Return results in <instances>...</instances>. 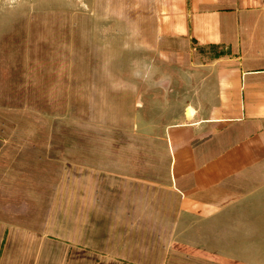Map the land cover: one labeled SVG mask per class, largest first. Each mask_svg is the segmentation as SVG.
Returning <instances> with one entry per match:
<instances>
[{"label":"rangeland","instance_id":"rangeland-1","mask_svg":"<svg viewBox=\"0 0 264 264\" xmlns=\"http://www.w3.org/2000/svg\"><path fill=\"white\" fill-rule=\"evenodd\" d=\"M152 5L0 0V264H264V159L207 211L169 187Z\"/></svg>","mask_w":264,"mask_h":264},{"label":"crops","instance_id":"crops-1","mask_svg":"<svg viewBox=\"0 0 264 264\" xmlns=\"http://www.w3.org/2000/svg\"><path fill=\"white\" fill-rule=\"evenodd\" d=\"M151 11L185 93L166 130L169 187L181 210L207 211L264 159V0H153Z\"/></svg>","mask_w":264,"mask_h":264}]
</instances>
